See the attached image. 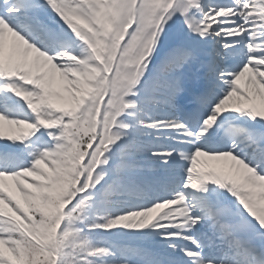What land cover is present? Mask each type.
<instances>
[{"label":"snow or ice","instance_id":"obj_1","mask_svg":"<svg viewBox=\"0 0 264 264\" xmlns=\"http://www.w3.org/2000/svg\"><path fill=\"white\" fill-rule=\"evenodd\" d=\"M0 264H264V0H0Z\"/></svg>","mask_w":264,"mask_h":264}]
</instances>
